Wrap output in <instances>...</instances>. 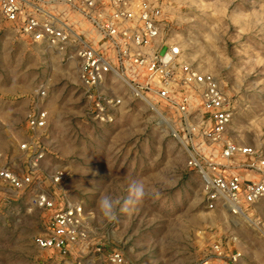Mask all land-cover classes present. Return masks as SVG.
Here are the masks:
<instances>
[{
  "label": "rangeland",
  "instance_id": "rangeland-1",
  "mask_svg": "<svg viewBox=\"0 0 264 264\" xmlns=\"http://www.w3.org/2000/svg\"><path fill=\"white\" fill-rule=\"evenodd\" d=\"M158 1L163 39L213 75L229 99L226 136L264 154V0ZM77 68L75 58L43 53L0 17V169L33 176L23 190L0 184V264H112V251L121 264H232L228 256L236 252L237 264H264V200L241 215L208 209L184 139L157 126L140 103L111 125L93 122ZM33 110L47 113L43 129L27 128ZM23 143L43 153L32 169ZM57 171L64 176L55 185ZM132 179L142 180L148 195L127 212L117 207V219L108 222L99 198L123 201ZM32 190L82 208V237L68 258L34 244L51 212L30 201Z\"/></svg>",
  "mask_w": 264,
  "mask_h": 264
},
{
  "label": "built area",
  "instance_id": "built-area-1",
  "mask_svg": "<svg viewBox=\"0 0 264 264\" xmlns=\"http://www.w3.org/2000/svg\"><path fill=\"white\" fill-rule=\"evenodd\" d=\"M161 5L158 0H0V17L43 53L77 60L93 122L111 125L129 105L146 106L157 126L184 139L188 166L203 183L205 206L241 215L264 200V154L226 136L232 117L229 99L213 75L193 66L177 43L163 39ZM39 95L46 96L45 87H39ZM46 123L45 111L27 115L29 130L43 129ZM20 149L31 150L29 169L43 154L27 143ZM63 176L57 171L51 182L56 185ZM0 184L30 188L32 172L2 168ZM29 199L51 212L34 244L65 258L74 254L82 237L80 205L65 198L59 206L44 191L32 190ZM214 249L220 256L219 248ZM239 256L236 252L228 259L237 264ZM107 258L112 264L123 262L116 251Z\"/></svg>",
  "mask_w": 264,
  "mask_h": 264
},
{
  "label": "clouds",
  "instance_id": "clouds-1",
  "mask_svg": "<svg viewBox=\"0 0 264 264\" xmlns=\"http://www.w3.org/2000/svg\"><path fill=\"white\" fill-rule=\"evenodd\" d=\"M128 197L123 201L120 198H113L109 195H102L97 206L102 216L108 221L113 222L117 219V207L120 212L129 211L130 206L141 204L148 192L144 182L140 179H132L128 185ZM153 195H159L158 192H153Z\"/></svg>",
  "mask_w": 264,
  "mask_h": 264
},
{
  "label": "crops",
  "instance_id": "crops-1",
  "mask_svg": "<svg viewBox=\"0 0 264 264\" xmlns=\"http://www.w3.org/2000/svg\"><path fill=\"white\" fill-rule=\"evenodd\" d=\"M49 215H50V214H49ZM49 215H48V216H49Z\"/></svg>",
  "mask_w": 264,
  "mask_h": 264
}]
</instances>
